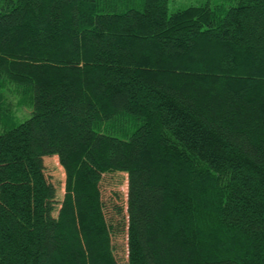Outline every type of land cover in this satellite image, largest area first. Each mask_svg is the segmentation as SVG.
<instances>
[{"label":"trees","instance_id":"obj_1","mask_svg":"<svg viewBox=\"0 0 264 264\" xmlns=\"http://www.w3.org/2000/svg\"><path fill=\"white\" fill-rule=\"evenodd\" d=\"M234 1L0 0V264H264V0Z\"/></svg>","mask_w":264,"mask_h":264},{"label":"rangeland","instance_id":"obj_2","mask_svg":"<svg viewBox=\"0 0 264 264\" xmlns=\"http://www.w3.org/2000/svg\"><path fill=\"white\" fill-rule=\"evenodd\" d=\"M210 4L212 7L216 5L225 4L226 6H235L237 4L234 0H170L169 10L174 13L178 10L192 7ZM11 97V98H10ZM9 96H6V108L11 110V113L17 117L19 123L24 122L30 118L31 110L24 106L21 102V98L14 92ZM46 175L48 179L57 187L58 200L62 201L66 193V173L61 166L58 157H50L45 159ZM103 201L109 208V212H113L115 204L126 205L128 195V176L125 173H112L105 175L104 181L101 186ZM108 213V211H107ZM118 239V240H116ZM117 244L120 245L122 255L126 256V237L117 236L115 238Z\"/></svg>","mask_w":264,"mask_h":264}]
</instances>
